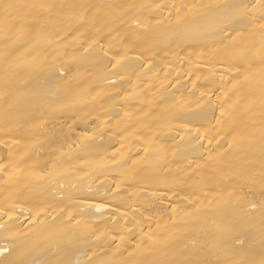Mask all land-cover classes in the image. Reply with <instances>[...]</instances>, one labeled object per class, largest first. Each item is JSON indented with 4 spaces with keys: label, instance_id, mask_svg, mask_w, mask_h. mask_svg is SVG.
Here are the masks:
<instances>
[{
    "label": "bare ground",
    "instance_id": "bare-ground-1",
    "mask_svg": "<svg viewBox=\"0 0 264 264\" xmlns=\"http://www.w3.org/2000/svg\"><path fill=\"white\" fill-rule=\"evenodd\" d=\"M0 264H264V0H0Z\"/></svg>",
    "mask_w": 264,
    "mask_h": 264
}]
</instances>
